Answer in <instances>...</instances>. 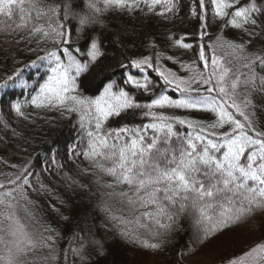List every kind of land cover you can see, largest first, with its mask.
Instances as JSON below:
<instances>
[{
	"label": "snow or ice",
	"instance_id": "snow-or-ice-1",
	"mask_svg": "<svg viewBox=\"0 0 264 264\" xmlns=\"http://www.w3.org/2000/svg\"><path fill=\"white\" fill-rule=\"evenodd\" d=\"M78 7L71 0H0V34L24 31L29 43L35 40L36 59L25 67L43 68L46 76L43 83L30 85L24 69L15 67L0 82V108L24 119L25 105L78 117L80 139L68 146L69 157L74 163L82 157L98 173L95 182L107 190L101 211L125 242L157 254L179 218L187 216L194 232L182 259L203 255L194 264H264V45L248 51L264 40V0H197L189 9L198 22L191 36L177 39L169 30L161 44L149 40L142 45L144 53L120 63L128 90L113 91L115 82L107 83L94 98L80 92L78 78L105 52L95 30L87 29L106 27L101 17L109 13L137 10L172 22L181 5L179 0H84L74 11ZM210 20L220 28L214 37L208 32ZM226 27L251 39H227ZM189 39L198 42V50ZM217 47L230 50L228 63L235 62V70L217 55ZM172 49L191 52L190 62ZM16 89L30 100L13 99ZM141 92L150 96L147 103L135 99L134 93ZM137 110L149 122L107 126L110 118ZM52 163L61 167L55 156ZM12 167L15 171L0 183V264H60L62 234L35 212L30 199L29 189L36 191L31 164ZM88 173L89 168L79 170ZM65 180L75 183L71 177ZM44 188L41 183L40 191ZM132 224L147 229L157 242L141 238ZM257 234L261 238L238 254L221 256L219 262L214 258ZM213 242L216 247L208 248ZM68 245L64 264L70 254L79 264L107 254L100 240L89 241L80 232Z\"/></svg>",
	"mask_w": 264,
	"mask_h": 264
},
{
	"label": "trees",
	"instance_id": "trees-1",
	"mask_svg": "<svg viewBox=\"0 0 264 264\" xmlns=\"http://www.w3.org/2000/svg\"><path fill=\"white\" fill-rule=\"evenodd\" d=\"M55 2L63 3L66 0H55ZM71 2L80 4V7L74 9L79 12L84 0H71ZM196 2L197 0H179L180 15L172 22L165 21L156 15H145L139 10L132 14L109 13L101 17L106 27L92 25L87 31L95 30L93 34L102 42L105 55L78 78L80 92L94 98L103 91L105 84L113 82H115L113 91H117L119 87H126L128 90V87L123 84L122 77L126 70L120 67L121 61L125 60L126 56L136 57L144 53L142 45L149 40H155L157 44H161L169 30L175 34L177 39L186 34L191 36L198 29V22L189 14L190 6ZM0 19L3 18L0 17ZM75 23L73 21V24ZM210 23L212 26L208 32L214 37L220 31L219 24L211 20ZM118 32L119 36H117ZM223 35L236 42L251 39L247 34L238 33L230 27L223 29ZM188 42L195 43L198 50V42L192 39ZM75 43L82 45V40L74 39ZM204 43L211 44L214 40L205 39ZM262 45H264V40L258 39L253 46L248 48V51H255ZM40 47L50 48L51 45L41 44ZM34 49H37L35 40L29 43L27 33L24 31L8 37L0 34V82L15 67H20L24 69L23 75L30 85L36 84L37 81L43 83L46 78L43 68L37 71L35 68L25 67L26 64L36 59L37 52L33 51ZM171 52L185 63L190 62L188 58L191 57V52H186L184 49H172ZM38 54L44 55L43 52ZM217 55L223 56L227 62L232 59L230 50L226 47H217ZM161 63L165 67L170 66L168 62L161 61ZM230 66L235 70V62ZM241 71L245 70L241 69ZM20 91L19 89L13 90L12 98L21 101L30 100V96L20 95ZM134 95L137 102L141 104L150 100V96L142 92L134 93ZM176 98L179 96L177 95ZM3 99L7 101L8 97L4 96ZM22 110L28 116L27 119L18 117L15 112H9L6 106L0 108V183L6 182V177L15 171L12 166L31 164L30 170L35 175L30 179L36 191L29 189L30 199L35 202V212L62 234L63 239L60 240L59 245L60 264H64L63 249L69 246V238L75 232H80L89 241L100 240L104 245L107 254L91 256L90 264H146V260L152 258L162 259L165 264H180V254L187 250L194 232L193 223L187 216L179 218L173 230L164 239L162 251L157 254H146L145 250L125 242L116 234L112 224L105 219V213L101 211L103 201L107 200L104 195L107 190L95 182L98 173H95V170L91 169L82 157L78 158L75 163L69 157L68 146L80 139L78 117L75 114L62 116L57 110L37 109L30 105H25ZM141 111H129L122 113L119 117L110 118L107 126L118 128L124 125L135 126L149 122L141 117ZM260 117L264 119V110L260 112ZM184 130L181 128V131ZM53 156L61 165L60 168L52 163ZM81 168H89V173L80 175ZM66 176L71 177L75 183L66 181ZM41 183L45 186L43 191H40ZM118 209L119 205H114L113 211ZM117 214L120 213L117 211ZM258 220L259 218L257 222ZM85 223L88 228L84 227ZM130 227L139 231L141 238L157 242L149 235L147 229L138 228L135 224ZM260 238L257 234L241 239L235 248L222 249L220 257L230 253L238 254L245 243ZM207 247L215 248L216 244L213 242ZM74 259L70 254L68 264H73ZM75 264H79L78 259H75Z\"/></svg>",
	"mask_w": 264,
	"mask_h": 264
},
{
	"label": "rangeland",
	"instance_id": "rangeland-1",
	"mask_svg": "<svg viewBox=\"0 0 264 264\" xmlns=\"http://www.w3.org/2000/svg\"><path fill=\"white\" fill-rule=\"evenodd\" d=\"M219 57H221L222 58V60L225 62V64L228 66V67H231L230 66V64L226 61V60H224V58H223V56H219ZM251 239V238H250ZM255 241H257V240H255ZM255 241H253V240H251V241H248L247 243H245L243 246H242V248L238 251V253L239 252H241L242 250H244V248H246L249 244H252V243H254ZM230 248V247H229ZM184 252V251H183ZM182 252V253H183ZM130 257H132V256H130ZM205 257L203 256V255H198L197 257H195L193 260H189V259H182L181 258V254H180V264H194V260H203ZM216 260H217V262H219V260L221 259V257L219 256H215L214 257ZM146 264H165L164 262H163V260L162 259H159V258H152V259H147L146 260Z\"/></svg>",
	"mask_w": 264,
	"mask_h": 264
}]
</instances>
